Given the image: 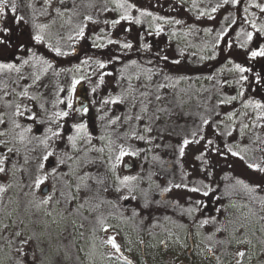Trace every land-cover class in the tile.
<instances>
[{
	"label": "rangeland",
	"instance_id": "rangeland-1",
	"mask_svg": "<svg viewBox=\"0 0 264 264\" xmlns=\"http://www.w3.org/2000/svg\"><path fill=\"white\" fill-rule=\"evenodd\" d=\"M70 1L64 0L61 4L60 0H51L49 5L45 0H9V6L12 2L20 9L25 5L28 27L35 35L40 34L43 37L42 41L48 46L53 49L59 48L67 61L56 66L53 60L43 59L47 61L44 63L42 59L35 58L31 64L20 66L17 59L10 55V59L15 62L14 65L20 70H25V74L17 76L15 70L0 71V114L3 115L8 127V136L0 139H7L8 147L18 150L7 153L6 149L0 146V151L8 157L5 162L6 172L0 173V184L7 187V191L0 193V264H15V259L18 257L16 246L21 239L31 235L33 231L39 235V241H30L25 251L35 252L37 264H40L42 259L43 264H125V258L132 264H237L238 257L228 262L222 260L204 234L199 231L182 230L164 223L165 230L162 236L137 238L128 227L125 218L115 215L114 211L109 209L112 207L116 209L115 196L127 194V189L123 187L121 193L115 191L119 186L117 178L122 179L125 176L137 177L130 183L135 189L136 199L148 188V185H150L151 197L162 196L159 198L162 199L165 196L174 197L176 193L179 194L181 188L174 187L179 184L176 174L172 178L168 176L169 173H174V169L170 165V153H167V150L171 151L174 145H183L185 138L190 141H200L185 146L186 159L204 151L214 170L218 169V163L215 162L217 154L213 153L214 143L211 146L207 145V140H213L212 137L233 143L234 151L244 156V160L232 156L236 159V163L244 167H247V163L260 164L264 167V119H257L259 114L264 113V108L254 107L257 102L264 104V57L258 56L257 65L252 73L249 70L239 72L235 66L237 64L244 66L231 59L215 72L195 80H186L169 75L166 71L145 68L136 61L122 62L118 59L116 62L104 63L96 58H85L80 54L83 53L85 46L103 48L113 42L129 43L112 31L102 30L98 34L90 35L91 23L97 19V14L110 9V12L106 11L107 14L109 13V21L126 22L125 25L120 24L121 28L123 31H128L129 39L134 42L142 39L139 33L143 28V19L140 15L134 21L120 19L121 15L125 14L133 18L136 9L133 0H94L92 3L95 2L97 6L93 10H90L91 6L87 8L83 4L81 9L69 12L63 6ZM179 1L191 11L213 17L216 21H206L203 26L200 22L184 23L178 19L151 13L152 15L148 16L147 26L150 32L161 33L162 41H165L167 36L173 43H179L193 63H204L217 57L225 31L218 26L222 23L220 20L223 15L228 11L231 14L232 7L241 13L244 12L248 18L249 32L253 33V39L245 42V49L258 50L264 46V35L251 26V22L254 21L257 27H264V12H261L260 7H256V5L264 7V0H240L236 5L231 4L230 0L227 4L224 0ZM117 2L134 7L128 8L125 12L124 8L116 7ZM9 6L6 9L10 10ZM57 8L61 9L62 15L56 14ZM213 8L216 9L215 12L212 11ZM8 10H5L3 18H6ZM89 16L91 20L85 19ZM136 20L140 22L136 23ZM0 24H2L1 18ZM41 25L46 27L41 28ZM207 25L209 28H206ZM230 25H232L231 20ZM81 28L84 29L83 37L79 35ZM98 61L105 67H99ZM255 70L260 72V76L255 75ZM101 76L103 82L100 80ZM242 76L247 79H241ZM37 77L39 79H36ZM73 80H79L80 83L72 91V100L75 98L78 86L83 83L86 86L90 109L86 113L87 119L84 123L87 124L88 132L92 135V145L95 148L103 147L105 151L103 153L89 151L85 155L84 152L69 150L65 147L67 135L64 133V127L67 124L63 120L60 121L63 124L64 139L56 141L53 147L61 155L63 150L74 157V160L68 161L67 165L60 166V171L67 172L68 165L71 166L72 192L78 198L66 202L60 195L61 178L68 177L50 178L45 184H50L51 191L52 186L55 185L53 201L49 206L37 209L35 204L43 198V195L40 190H34L31 184L44 149L36 140H32L31 143H28L27 139L21 142L17 135L21 129H13L12 121L16 120L22 127H32V132L26 134L28 139L33 135L42 134L48 125L40 124L38 121L43 117L41 112L53 106L51 94L60 92L57 90L61 89L59 85L70 84L72 87ZM162 84L166 86L159 87ZM25 90L28 92L27 97L20 95ZM157 95L161 97L160 100L156 99ZM115 97H120L121 102L103 103L104 100ZM232 97L236 99L232 100ZM246 103H249L248 107L244 106ZM17 104L21 105V110L25 112L22 117L14 115ZM54 104L58 105L57 102ZM40 105H43V109ZM214 111L217 120H214ZM30 113L37 116V122L27 119ZM116 117L121 119L114 125L109 124V121ZM129 117L131 119H128ZM136 117L140 119L137 120ZM205 119L209 121L208 124L203 123ZM243 125L248 127L244 128L242 135L240 130ZM3 127L0 126V130H3ZM146 128H150L151 131H146ZM228 132H231V135H228ZM133 133L136 135L133 136ZM193 133L196 135L194 136ZM138 136H143L145 139L140 140ZM101 137L105 139L102 140ZM201 137L204 139H200ZM120 145L131 150H139V154L123 157L113 172L110 169L109 156L114 161ZM80 147L87 146L81 143ZM109 147L112 149L111 152ZM76 157L79 159H75ZM130 161L136 163V168L125 169L126 163ZM53 166H56V160L50 157L45 162V170ZM247 170L254 172L251 175L253 177L251 183L261 181L260 172L248 167ZM81 177L84 179L82 180ZM97 179H102L104 184H97ZM85 183L89 185V190L85 191L82 188L77 194L75 185ZM105 186L108 188L107 192L103 191ZM164 188L171 190L164 192ZM85 196H95L96 199L90 198L85 208L77 213L75 208L84 202ZM262 197L264 200V196ZM56 200L60 203L57 204ZM262 200L256 198L253 201L232 203L230 205L235 207H228L223 213L227 220V232L236 245L237 252L247 253L240 260V264H264ZM97 203L100 206L90 211L89 208ZM46 210L53 211V217L46 216ZM92 212L102 214L103 217L92 220L89 218L93 215ZM53 218L55 223L52 222ZM100 220L110 225L107 231L102 229ZM37 221L40 223H36ZM3 224H8L9 227L3 229ZM18 230L23 233L19 238L14 235ZM110 236H114L119 244V253L106 243ZM242 239L250 243H237ZM9 241L13 242L11 248ZM40 249H43V252ZM26 259L30 261L31 256Z\"/></svg>",
	"mask_w": 264,
	"mask_h": 264
},
{
	"label": "trees",
	"instance_id": "trees-1",
	"mask_svg": "<svg viewBox=\"0 0 264 264\" xmlns=\"http://www.w3.org/2000/svg\"><path fill=\"white\" fill-rule=\"evenodd\" d=\"M94 0H71L66 6H63L65 10L72 12L82 8L85 4L87 8L91 6L90 10L96 8ZM98 1V0H97ZM136 4L135 15L131 21H134L138 15L143 19V28L139 35L142 39L139 42H134L129 39L130 34L128 31H123L122 24L126 22L117 23L116 26L109 21L106 11L110 12V9L103 10L100 14H97V19L91 23V34H98L102 30L109 32H115L117 35H121L124 41L129 42L132 45L131 48H124L120 43L113 42L111 45L103 48H94L85 46L81 55L85 58H96L101 62H116L118 59L124 61H136L145 68L166 71L167 74L184 78V79H196L199 77H205L210 73L215 72L219 67L225 65L231 59L239 62L242 66L247 68L250 73L257 65L256 59L258 57H251L250 53L254 49H245L246 33L249 32V22L244 12H239L232 7V11H228L220 20L219 28H224L221 46L218 55L213 60H208L202 63H193L189 60V56L185 54L183 47L179 43H173L171 39L165 36L166 40H161V33L150 32L148 30V15H141V11L150 13H156L160 16L169 17L170 19H178L184 23L200 22L203 24L206 21L214 22L215 18L206 17L196 12L191 11L179 0H133ZM25 2V1H24ZM92 3V4H90ZM11 4V3H10ZM22 5V9L16 7L15 13L10 10L6 11V18H1L0 27L7 29V31H0V63L15 62L10 59L11 56L17 59L18 65L25 66L24 60H28V64L35 58L53 60L56 66H60L63 61H67L63 55H57L53 48L48 46L45 42L37 43L33 37L34 32L27 25V10ZM25 9V10H24ZM25 12V13H24ZM5 17V16H4ZM20 17L17 21L15 18ZM221 17V16H220ZM227 17V19H225ZM217 18V17H216ZM210 19V20H209ZM214 20V21H213ZM230 20L232 25H230ZM121 24V25H120ZM124 24V25H125ZM206 25V24H205ZM210 25V24H209ZM209 25L206 28H209ZM145 44V46H142ZM243 45V46H242ZM11 55V56H10ZM88 55V56H87ZM165 57L167 59H165ZM44 61V60H43ZM179 61V63H174ZM256 61V62H255ZM29 67V65H28ZM17 76L25 74V70L15 71ZM255 75L260 76V72L255 70ZM237 91V90H236ZM215 116V111L213 113ZM213 123L216 121H212ZM201 128V127H200ZM222 132V131H221ZM224 133V132H222ZM230 138V137H229ZM187 139V138H185ZM213 139V153L217 154L216 161L218 163V169L214 170L209 160L204 155V151H200L195 154L194 157L186 159L183 155L179 154V148L182 146L174 145L171 151L167 150L169 154L170 165L173 166L174 173H169V178L176 174V179L179 184L187 185V188L181 187L179 194L176 193L174 197L162 196L154 197L150 195V185L148 188L140 194V197L135 200H123L119 199V196H115L116 209L110 208L109 211H114L115 215H121L128 223V227L134 232L137 238H150L151 236H162L163 224L166 223L169 227L181 228L182 230H191L202 232L205 238L210 242V245L215 252L220 255L221 259L228 262L235 259L237 253V247L233 243L230 234L227 232V220L225 215L218 214L216 212L217 207H226L232 203L253 201L256 198L262 200L264 196V173L260 174L261 181L259 184L261 187L255 193H248L242 185L236 184V181L243 180L249 185H255L251 183V176L254 172L247 170L244 167L236 163V159H233L232 155L227 152L225 145L232 147L233 143L226 142V140L219 141L218 138ZM228 140V138H226ZM175 144V142H174ZM220 149L225 155L221 156L215 149ZM234 151V149H233ZM203 155V159H196L197 156ZM236 158V157H235ZM148 172L144 170V172ZM150 172V171H149ZM153 175L152 173L150 174ZM61 192L68 195L69 192L73 195L72 188L69 189L68 185L71 184V177L61 178ZM64 183V184H63ZM73 186V185H72ZM205 186H208V196H204L202 192L205 190ZM198 187L201 192L194 193L188 191V188ZM148 190V191H147ZM62 197V196H61ZM220 197V199H217ZM64 199V197H62ZM200 200L202 204L199 206V211L189 215L185 209L193 206V201ZM147 205V207H145ZM133 210L138 215L133 216ZM108 211V213H109ZM93 215L89 216L92 220L102 218V214L92 212ZM207 217H217L219 220H223L224 230L221 232H215V228L221 225L208 224L204 227L199 226V221ZM213 238L208 239L209 236ZM80 259V258H79Z\"/></svg>",
	"mask_w": 264,
	"mask_h": 264
},
{
	"label": "snow or ice",
	"instance_id": "snow-or-ice-1",
	"mask_svg": "<svg viewBox=\"0 0 264 264\" xmlns=\"http://www.w3.org/2000/svg\"><path fill=\"white\" fill-rule=\"evenodd\" d=\"M231 4L236 5L238 3H240V0H230ZM46 4H51V0H45ZM60 3L63 4L64 0H60ZM224 3L227 4L229 3V0H224ZM9 6V0H0V18L3 17V15L5 14V10L6 7ZM11 7V11L13 13H15L16 11V4L14 2L11 3L10 5ZM116 7L117 8H124L125 12H127L128 8H132L134 7V5H125L124 3H116ZM256 7H260L261 12H264V7H261L260 5H256ZM213 12L216 11L215 8L212 9ZM245 11H247V9H245ZM55 12L57 15H62V11L61 9L57 8L55 9ZM141 15H148L151 16L152 14L150 12H146V11H141ZM17 21H19L21 18L20 17H16L15 18ZM85 19L87 20H91L92 18L86 17ZM121 20H132V17L130 15H121L120 17ZM227 19V17L225 18ZM119 20H113L112 23L113 24H117L119 23ZM139 20H136V23H139ZM177 23H179V21H177ZM251 26L253 29H256L257 32H259L261 35H264V27H257L256 23L254 21L251 22ZM41 28L46 27L45 25H41ZM3 31H7V29H0ZM79 35L81 37L84 36V29L81 28L79 31ZM33 39L37 42V43H41L43 40V37L40 34H37L33 37ZM253 39V33L252 32H248L246 33V42L247 41H251ZM0 43H3V40H0ZM109 43H112V41H109ZM102 46V45H101ZM124 48H131L132 45L129 43H124L122 45ZM243 46V45H242ZM54 51L56 52L57 55H63L64 53L61 52V50L59 48H55ZM251 57H264V46L260 47L258 50H253L250 53ZM165 59H167L165 57ZM28 60H24L23 63L24 64H28ZM44 63H47V61H43ZM84 63H87V61H84ZM99 64V67L103 68L105 67V65L103 63H100L99 61L97 62ZM174 63H179V61H174ZM235 68L243 73L245 71H248V69L241 67L240 65H236ZM4 70H15L17 72L20 71V69L18 67H16V65L11 64V63H0V71H4ZM36 79H39V77H37ZM241 79H247V77H241ZM101 82H103V76L100 77ZM80 83L79 80H73L72 83V87L69 91V96L67 99V109L68 110H61V111H56L54 113H52L51 115L47 116L46 118H41L39 119V123L40 124H47L48 127L44 130V132L40 135H33L31 136L30 139L27 138L26 134L27 133H31L32 132V127H22V125L17 122L16 120L12 121V125H13V129H21V131L17 134L19 136V140L21 142H24L27 139L28 143H31L32 140H36L38 142V145H42L43 146V153L42 155L39 157V162L37 163L36 166V171L35 174L33 176L32 179V184L31 187L34 190H41V186L45 185L46 181H49L50 178L53 179H58L61 177H70L73 173V169L71 168L70 165H68V171L67 172H61L60 171V166H65L68 164V161H72L74 160L73 156L68 155L67 151H63V154H59L57 152V150L53 147V145L56 143V141L58 140H63L64 137L62 135L63 132V124L60 123V121H62L64 118L69 117L70 115V111H75L77 113H80L81 111L83 113H87L88 108L87 107H83L82 109H74L73 110V105H72V100H71V92L75 90L76 85ZM166 85H160L159 87L163 88ZM61 91H63V89H61ZM93 91H95V89H93ZM241 95H243V93H240ZM21 96H28V92L27 90L23 91L22 93H20ZM146 95V93L144 94ZM31 99H35V97H30ZM157 100H160L161 97L159 95L156 96ZM232 100L236 99V97H232ZM121 102V98L120 97H115V98H111V99H106L103 101L104 104H116V103H120ZM59 103H64L63 100H60ZM251 103V102H249ZM249 103H246L244 106L248 107ZM40 107L43 109V105H40ZM255 108H264V104H260L259 102L254 104ZM25 112L21 110V105L17 104L15 106V111H14V115L18 116V117H22L24 116ZM231 118V115H230ZM27 119L32 120L34 123L37 122L38 118L34 113H30L27 116ZM100 119H103V117H100ZM121 118L120 117H116L113 120L109 121V124H116ZM128 119H131L130 117ZM137 120L140 119V117H136ZM257 119H264V113H261L257 116ZM204 124H208L209 121L207 119H205L203 121ZM54 125V127H53ZM0 126H4L3 130H0V137H7L8 136V127H7V122L5 121V119L3 118V115L0 114ZM247 125H243L241 127V134L243 135V130L244 128H247ZM70 129L72 130V134L67 135L66 140H65V147L71 149L72 151H76V152H84L85 155L87 154V152L89 151H96L99 153H103L105 151V149L103 147L101 148H95V146L92 145V135L88 132L87 129V124L84 122H74L70 125ZM146 131H151L150 128H146ZM228 135H231V132L227 133ZM136 134L133 133V136H135ZM193 135L195 136L196 133H193ZM140 140L145 139V137L143 136H138L137 137ZM100 139H105L104 137H101ZM200 139H204V137H201ZM199 140H188V139H184L183 141V145L179 148V154L181 156L184 155V148L185 146H187L189 143H199ZM8 140L7 139H0V146H3L4 149H6L7 153H13L15 151H18L17 149H15L14 147H8ZM83 144L87 147L85 148H81L80 144ZM111 143V142H109ZM213 144L212 140H207V145L211 146ZM227 152L230 153L233 157H239V159L244 160V156H242L239 152L233 151L232 147L225 145ZM51 149V150H50ZM221 156L225 155V153L223 151H220V149H215ZM112 149L109 147V152H111ZM139 154V150H131L129 148H126L124 145H120L119 146V152L118 154L115 156L114 161L113 158L111 156H109V161L110 163V169L114 172L117 165L121 162V160L123 159V157L125 156H136ZM50 157H54L56 160V166L51 167L49 170H45V162H47L49 160ZM8 157L6 155H4L3 151H0V173H5L6 172V168H5V162L7 161ZM75 159H79V157H76ZM196 159L201 160L203 159V155L201 156H197ZM26 162H27V158H25ZM247 167L249 169H252L253 171H258L260 173H264V167H262L260 164H254V163H247ZM81 179L83 180L84 178L81 177ZM118 179V184L119 186L116 187L115 191L117 193H121V189L122 187L127 189V194H122L119 196V199H123V200H129V199H136V196L134 195L135 189L133 187L130 186V183L134 180L137 179V177L134 176H125L122 179L117 178ZM97 184L103 185L104 181L102 179H97L96 181ZM236 184L238 185H242L243 188L248 192V193H255L258 189H260V185L259 184H255V185H249L247 183H245V181L243 180H237ZM69 189H71L73 186L72 185H68ZM175 188H187V185H181V184H176L174 185ZM84 189L85 191L89 190V185H87L86 183L81 185V184H76L75 185V191L78 194L81 189ZM171 188H164L163 191L167 192L170 191ZM211 189H208V186H205V190L202 192V194L204 196H208L209 195V191ZM5 191H7V187L3 184H0V193H4ZM103 191L107 192L108 188L107 186H105L103 188ZM188 191L190 192H194V193H199L201 192V189L198 187H192V188H188ZM54 194H55V185L52 186V191L48 192L45 191L43 193V198L38 200L35 204L37 209H40L42 206H49L54 198ZM60 195L62 197L65 198L66 202H71L73 200H76L78 197L74 196L71 194V192H69L68 195H65L64 192H61ZM96 199L95 196L92 197H88L85 196L84 198V202L80 203L77 205V207L75 208V211L77 213H79L82 209L85 208L86 204H88L89 199ZM217 199H220V197H217ZM262 204H264V200L261 201ZM56 203L59 204L60 201L56 200ZM202 204V202L200 200H195L193 201V206L188 207L187 209H185V211L191 215L194 212L199 211V206ZM100 206L99 203L92 205L89 210L90 211H94L96 208H98ZM145 207H147V205H145ZM228 207H235L234 205H229L226 207H217L216 208V212L218 214H223L224 212H226L228 210ZM251 213V210H249ZM253 215L255 213H252ZM45 215L48 217H53V211L50 210H46L45 211ZM133 216L138 215V213L133 210L132 213ZM261 219H264V217H261ZM53 223H55V218H53L52 220ZM22 223V222H21ZM36 223H40L39 221H37ZM214 224V225H221L215 228V232H221L224 230V228L222 227L224 224L223 220H219L217 217H207L204 218L202 220L199 221V226L200 227H204L205 225L208 224ZM100 224L102 225V229L104 231H107V229L110 227V225H107L104 223L103 220H100ZM9 227L8 224H3L2 228L3 229H7ZM15 237L19 238L23 235V233L21 231H16L14 233ZM39 235L36 234L35 231H33V233L29 236H27L24 239H21L19 241L18 246H16L15 251L18 253V257L15 259V264H37V258H36V254L34 251H25V247L29 245L30 241H39ZM213 237L210 235L208 237L209 240H211ZM107 244H110L112 246L113 249H115V251L117 253L120 252V246L119 244H117L116 239L114 236H110L108 237ZM162 243H164L162 241ZM237 243L239 244H244V243H250V241H246V240H238ZM13 242L9 241V247H12ZM41 252H43V249H40ZM211 247H209V251H211ZM247 255V253L245 251H238L236 253V256L238 257L237 259V264H240V260L242 258H244ZM31 256V260H27L26 258ZM40 264H43V259L40 261ZM125 264H132L131 261H128L125 258Z\"/></svg>",
	"mask_w": 264,
	"mask_h": 264
},
{
	"label": "flooded vegetation",
	"instance_id": "flooded-vegetation-1",
	"mask_svg": "<svg viewBox=\"0 0 264 264\" xmlns=\"http://www.w3.org/2000/svg\"><path fill=\"white\" fill-rule=\"evenodd\" d=\"M59 86L61 87V89H63V91H61V89H57V90H60L59 93H52L51 94V97L53 99L51 101V105H53V106H51V108L49 107L50 109L48 108L47 111L41 112V114H43L44 118H46L47 116L51 115L52 113H54L56 111L68 110L67 109V99L69 96V91L71 89V87H70L71 85L70 84L69 85L63 84V85H59ZM71 94H72V92H71ZM87 97H88L87 92L85 93L83 89L79 90V86H78L77 92L75 94V98L72 100V97H71L73 110L74 109H82L83 107H87L89 110L90 109V103L87 102V100H86ZM60 100H63L64 103H59ZM55 102H57L58 105L54 104ZM54 107H56V108H54ZM43 117H41V118H43ZM86 119H87L86 113H83L82 111L80 113H77L75 111H70L69 117L63 119V121H65L67 124L64 127V133L66 135H69V133L71 134V132H72V130L70 129L71 122H85Z\"/></svg>",
	"mask_w": 264,
	"mask_h": 264
},
{
	"label": "water",
	"instance_id": "water-1",
	"mask_svg": "<svg viewBox=\"0 0 264 264\" xmlns=\"http://www.w3.org/2000/svg\"><path fill=\"white\" fill-rule=\"evenodd\" d=\"M82 89L84 90L85 93L87 92L86 86L84 83L79 85V90H82ZM86 100H87V102L90 103V100L88 97L86 98ZM134 168H136V163L133 161H130L129 163H126V165H125V169H134ZM45 191L51 192V186L49 183L42 186L40 193L43 195V193Z\"/></svg>",
	"mask_w": 264,
	"mask_h": 264
}]
</instances>
